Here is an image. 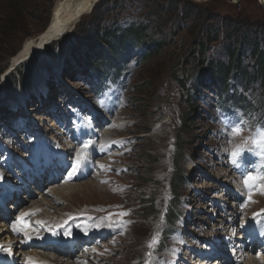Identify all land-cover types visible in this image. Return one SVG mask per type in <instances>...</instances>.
<instances>
[{
	"label": "rangeland",
	"instance_id": "obj_1",
	"mask_svg": "<svg viewBox=\"0 0 264 264\" xmlns=\"http://www.w3.org/2000/svg\"><path fill=\"white\" fill-rule=\"evenodd\" d=\"M257 1L101 0L68 35L43 42L31 58L12 65L26 41L37 40L47 29L58 0H0V108H8L7 114L0 110V184L9 178L8 185L19 186L4 207L12 215L0 244H20L28 232L63 241L68 232L80 229L72 259L84 264H208L217 251L224 257L217 262L234 264L236 258L227 250L239 241L243 227L252 221L264 231V193L253 186L248 200L243 183L254 160L258 170L252 172L264 175V159L245 153L247 166L239 173L229 160V153L253 135V125L264 122V87L253 83L244 92L252 103L250 115L234 107L218 110V93L206 78L207 61L226 66L234 23L262 30L264 8ZM128 26H144L145 40L162 45L157 53L145 58L146 47L131 44L120 57L117 79L88 75L80 63L93 57L90 39L97 27L118 34ZM205 30L215 40L205 44L202 63L196 42ZM96 84L103 87L101 94L94 91ZM238 115L248 123L233 135L225 117L235 120ZM44 135L49 151L40 149L42 172L31 145ZM88 141L80 173L68 179L69 161ZM55 146L64 149L68 165L53 154ZM179 175L181 182H170ZM68 183L74 186L66 198L53 192ZM256 184L264 185V180ZM171 207L176 216L172 225L167 221ZM121 212L128 215H109ZM105 217L113 224L109 234L85 244L81 252L87 226H107ZM2 219L0 214V226ZM232 229V235L225 234ZM154 235L159 242L149 248ZM31 248H16L21 251L17 261L24 262L23 253ZM45 248L36 249L62 263L67 260L66 253ZM256 249L247 252L255 257Z\"/></svg>",
	"mask_w": 264,
	"mask_h": 264
},
{
	"label": "trees",
	"instance_id": "obj_2",
	"mask_svg": "<svg viewBox=\"0 0 264 264\" xmlns=\"http://www.w3.org/2000/svg\"><path fill=\"white\" fill-rule=\"evenodd\" d=\"M258 8L263 10L261 6ZM252 27L253 25H248L243 22H236L234 26L231 27V41L228 42L229 46L226 49V66L222 63L218 64L219 62L217 60L211 61L210 59V62L207 61L208 73L206 78L212 82L215 86L216 93H218L220 105L218 109L226 106L228 108L234 107L250 115L249 107L252 106V103L250 99H247V94L245 95L244 92H247V89L253 83H258L264 87V24L259 25V28L261 27L262 30H257V33L254 31L252 32ZM97 30V33L91 35L92 39H90V48H94L93 57L81 60L82 62L80 65L88 70L87 74L92 76V78L95 79L99 76L100 81L106 80V78L109 79L110 77L112 80L115 78L117 79L120 71V57L131 44H141L146 47V52L144 54L145 58L156 54L157 50L162 46L160 43L152 44L149 43L148 40H145L144 26L141 28L128 26L123 28L121 32L118 30L120 32L118 34H116L117 30L112 33L110 29L106 28L100 29L97 27ZM214 40L215 37L213 33H210L209 30H205V36L196 42V57L199 61L201 60L202 63L204 61L203 55L205 53V48L207 47L205 44H209ZM245 57L251 60L250 64H243L242 61ZM113 66L117 68H113L114 71L111 72ZM96 85H94V91L101 94V89L103 87L98 86V84ZM227 86H229L228 89ZM97 87L100 89L98 90ZM183 87H185L184 84ZM261 104H264V96H262ZM5 109L6 110L0 108V110L7 114L8 108ZM182 179V176L179 175L172 177L170 182H181ZM175 196L176 194L174 197ZM175 217V213L171 207V211H167V221L170 225L175 222Z\"/></svg>",
	"mask_w": 264,
	"mask_h": 264
},
{
	"label": "bare ground",
	"instance_id": "obj_3",
	"mask_svg": "<svg viewBox=\"0 0 264 264\" xmlns=\"http://www.w3.org/2000/svg\"><path fill=\"white\" fill-rule=\"evenodd\" d=\"M99 1L100 0H58L56 6L54 8V12L52 15L51 22H50L49 26L47 27V29L44 30L42 33H39V38L37 40H34V39L30 40L29 39L26 41L27 43L25 42L26 45L24 46V48L17 55L13 56L12 65L16 64L17 62H19L23 58L30 57V55L33 54V52L36 50V48H38L46 39L56 37L58 35V33L60 32V30L63 31V30L72 28V26L78 20L77 15L81 14V13L84 14V13L91 11L93 5ZM107 98H108V95H105L104 99H107ZM45 136L47 139H43V138H45ZM43 138L36 139L34 141V143H32V145H31V154L33 155V158L35 159L34 163H36L38 170L42 171V172H43V166H42L43 163L41 162V157L39 158L40 149L42 147V148H44V150L47 153L49 151L48 136L44 135ZM51 141H53V140H51ZM101 141H105V140H101ZM107 142H109V141H107ZM51 143H53V142H51ZM106 145H107V143H106ZM115 145L116 144H114V143H110L109 147H111V149H112V147ZM50 146H54V145H50ZM54 153H56L58 155V157L62 161V164L68 165L69 162L72 163V160L67 162L66 156L64 155V149L60 148L59 146H55L53 154ZM57 155H56V157H57ZM246 156H247V154H245V157ZM249 157H250V155H249ZM56 159L57 158H54V156L52 158H50V160L52 162H55ZM252 160L250 157L249 162H251ZM243 161L246 164V160L243 159ZM255 164H256V160H254V165H252L250 167V170L253 171L254 173H256L258 170V168H256ZM55 167H53V169ZM232 167H233L234 171L237 173L242 171V169H238L237 167H234L233 164H232ZM38 170L36 171L37 175H41L42 172L40 173ZM85 171L86 170L84 169V171L82 173H84ZM234 176H236V175H233V177L231 175L229 178H231L232 180H236L234 178ZM7 182L9 184H11L9 178L5 181V183L3 185L0 184V189L3 190L2 192H0V194L2 193V194H6V195H11L12 192L14 193L15 191H17L19 189V186H15V187L10 186V185H8ZM23 184H24V186H28V183L26 181H23ZM63 186H64L62 188L63 190H60L61 189L60 188L59 191L53 190V192L57 193L58 195H60L62 197L64 196L63 198H66V192L68 191L67 189L72 188V186H74V185L68 183L66 185L64 184ZM229 188L233 189L234 187L231 186ZM72 194H74V193H72ZM243 194H244V191H243ZM226 197H227L226 193L224 192V198H226ZM227 199H229V198H227ZM0 207H1V205H0ZM10 207H13V206H10ZM16 207H15V209H16ZM232 211L233 210H229L227 212H229L233 215ZM0 214L3 217L2 224L0 226V237H2V236L5 237L4 232L6 230V224L9 222L8 219L10 218V216L12 214L8 213L6 210L1 209V208H0ZM220 214L225 216L227 213L221 212ZM105 218H107V220H108V222H106V223H108L107 226H103V225H99V224L97 225L95 223H91L90 226H87L88 228L84 232L83 236H86V238L90 237V239L87 242V239L83 238V241H85V242H83V244H82V246H84V248L81 249V252L85 251L84 250L86 248L85 244H88L89 242L90 243L93 242L99 236L103 237V236H106L107 234H109V232H110L109 230L112 229L113 224L108 217H105ZM223 220L224 219H222L221 221H223ZM231 226L232 225H230L229 227H231ZM79 230L73 229L72 231L68 232V234L65 236L66 239L63 241L62 240L60 241L59 236H50V237H47L46 239H42L40 236L38 237L35 234H31L29 232L25 233V235H24L25 238L23 241H21L20 244H16V243L14 244L12 242V240H7L6 241L7 243L4 247L0 244V257L7 259L8 263H6V264H27V261H29V260L34 261L35 264H66V263L76 264L79 262H80V264H84V262H82L83 260L80 259L79 255L77 257L80 260L72 259V256H73L72 254L74 253V251H76V245L79 243V240H77L78 236L80 235ZM13 232L15 233L18 231H13ZM89 234H91V235H89ZM225 234L232 235V233H230L229 231H227ZM235 234H236V236H238L237 233H235ZM245 235L246 234H244V235L239 234V236H238L239 241L235 244L230 243V244H233V245H231L232 248L230 251L227 250V253H230L232 255H236V257H235L236 259L233 261L234 264H264V253L256 252L255 257H254V253L248 254L247 251L249 250V248L247 246L242 248L241 243L243 242ZM46 241H49V242H46ZM74 241H75V243L73 244V247L69 248L72 245L71 243H73ZM65 242H66L67 248H66V246H61V244H60V243H65ZM183 243L185 244V242H183ZM28 244H30L31 246L33 245L35 248L28 249L29 251H26L23 253L22 260H24V262L17 261V259H16V258H18L17 254L21 251L18 252L16 250V248L22 249V248H24V246H27ZM69 244H70V246H69ZM47 245H49V246H47ZM36 246H42V247L47 246L49 248L48 250L55 251L56 253H59V252L66 253L65 258H67V260H65V263H62V260H59L56 255L52 254V255L47 256V255H45V253L38 251L36 249L37 248ZM235 246H237V247H235ZM12 247H14V248L12 249ZM5 249H10V251H6ZM1 251H2V254H1ZM11 253H13V254H11ZM80 254H82V253H80ZM220 254H222V253H220ZM219 256L220 255L217 256V259H220ZM212 259L214 261L209 260L207 263L208 264H220V261L217 262V260L214 259V257H212ZM222 259H223V257H222Z\"/></svg>",
	"mask_w": 264,
	"mask_h": 264
},
{
	"label": "snow or ice",
	"instance_id": "obj_4",
	"mask_svg": "<svg viewBox=\"0 0 264 264\" xmlns=\"http://www.w3.org/2000/svg\"><path fill=\"white\" fill-rule=\"evenodd\" d=\"M225 120L227 121V124L230 125V131L233 135H240L242 129L248 123L247 121L241 119L239 115L235 120H230L227 117H225ZM252 131L253 135L246 137L241 145L237 146L234 150L229 153L230 162L233 164L234 167H237L238 169H243L247 166L243 161L245 153L257 155V159H264V122H259L257 125H253ZM90 143V141L84 143L81 153H78L74 162H72L71 170L67 172L68 179H71L80 172L81 166L85 163V153L86 150L89 148ZM113 143H115V141H113ZM100 167H103V165H101ZM260 180H264V175L254 174L251 170H249L248 174L244 176V186L245 188L249 189L248 200H251V189L253 186H256L259 191L264 193V185L256 184V182ZM241 207H244V205L242 204ZM25 215H27V213ZM109 215H118L123 217L128 215V213L121 212ZM17 220L22 221V217H17ZM120 223H123V221H120ZM128 223H131V221H128ZM12 230L18 231L19 229H17L14 224L12 226ZM158 242V235H154L152 237V240L149 242L148 247L154 248ZM5 250L10 251V249ZM148 255L152 256L153 253L150 252L148 253ZM27 264H35V262L29 260L27 261ZM144 264H150V261L145 260Z\"/></svg>",
	"mask_w": 264,
	"mask_h": 264
},
{
	"label": "water",
	"instance_id": "obj_5",
	"mask_svg": "<svg viewBox=\"0 0 264 264\" xmlns=\"http://www.w3.org/2000/svg\"><path fill=\"white\" fill-rule=\"evenodd\" d=\"M258 2V4L259 5H262V6H264V0H258L257 1ZM83 13H81V14H78L77 15V18H79V16H81ZM79 20V19H78ZM77 20V21H78ZM74 27V25L72 26V28ZM72 28L71 29H66V30H63V31H61L60 30V32L58 33V35L56 36V37H53V38H50V39H46L45 41H44V43H43V45H45L46 43H49L51 40H59L61 37H63V36H65L66 34H68L71 30H72ZM42 48V47H41ZM40 48V49H41ZM39 49V50H40ZM38 50V51H39ZM32 57V55L30 56V58ZM29 58V57H28ZM24 59H26V58H24Z\"/></svg>",
	"mask_w": 264,
	"mask_h": 264
}]
</instances>
